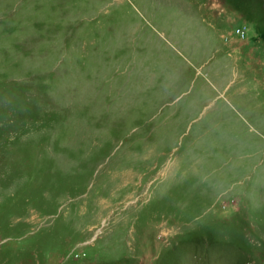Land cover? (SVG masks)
<instances>
[{
  "label": "rangeland",
  "instance_id": "obj_1",
  "mask_svg": "<svg viewBox=\"0 0 264 264\" xmlns=\"http://www.w3.org/2000/svg\"><path fill=\"white\" fill-rule=\"evenodd\" d=\"M261 98L264 0H0V264H264Z\"/></svg>",
  "mask_w": 264,
  "mask_h": 264
},
{
  "label": "crops",
  "instance_id": "obj_2",
  "mask_svg": "<svg viewBox=\"0 0 264 264\" xmlns=\"http://www.w3.org/2000/svg\"><path fill=\"white\" fill-rule=\"evenodd\" d=\"M212 55L213 52L209 50L206 51L205 56L207 57V60L210 61L212 60ZM187 60L184 62L186 63ZM176 63H182L181 61H177ZM183 64V63H182ZM177 66V68H175L173 70L172 73H177L178 69H181V67H179V64H175ZM218 70H216L212 75H210L208 78L209 79H215L218 78L221 81V66L217 65ZM182 72V71H181ZM183 73H185V71H183ZM186 74V73H185ZM178 78H182V79H186V75L185 76H181ZM233 81V80H232ZM232 84V82L229 83V85L227 86H223V87H231L230 85ZM238 89H242V86L239 87ZM219 96L221 97V91L219 92ZM260 98V97H259ZM256 108H255V113H252V111H250V113H248V117L249 115H255L259 118H261L262 120H264V98H261L259 100V102L253 103ZM226 109L229 110V108H233V105L231 103V101L229 99H226ZM247 109V106L245 105V109ZM235 112H237V116L239 117L240 120L236 119L237 121H231L229 122V125L232 127L238 126V121L239 122H244L246 121V119L244 121H242V113H241V107L239 106V108L237 109H233ZM233 120V119H231ZM245 123V122H244ZM252 128L255 127V131H256V135L259 139H254V144L251 146L250 153H246V149H245V145L246 143L243 141H234L233 147H232V151H234V153L236 154L237 157H241V158H250L251 160L258 162H263L264 161V132L258 130L260 129L262 126L264 127V124H256L253 125L251 124Z\"/></svg>",
  "mask_w": 264,
  "mask_h": 264
}]
</instances>
